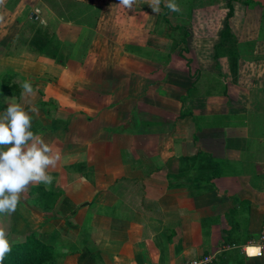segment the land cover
Masks as SVG:
<instances>
[{"label": "crops", "instance_id": "1", "mask_svg": "<svg viewBox=\"0 0 264 264\" xmlns=\"http://www.w3.org/2000/svg\"><path fill=\"white\" fill-rule=\"evenodd\" d=\"M73 1L101 8L80 47V69L37 51L35 30L28 40L20 32L13 51L0 45V72L27 82L20 93L1 94L0 212L13 207L17 216L5 238L23 242L34 231L48 239L55 231L60 264H188L204 256L210 264H264V249L258 258L242 252L264 232V0H232L213 46L202 31L201 46L183 48L189 64L171 61L175 30L185 27L165 17L171 32L159 30L152 10L161 0ZM204 3L205 16L227 4ZM194 10L180 20L191 25ZM3 14L0 34L8 29ZM226 23L231 36L222 40ZM38 184L77 208L70 224L57 215L59 201L46 213L27 202ZM21 210L29 218L17 235ZM11 241H0L1 250Z\"/></svg>", "mask_w": 264, "mask_h": 264}, {"label": "rangeland", "instance_id": "2", "mask_svg": "<svg viewBox=\"0 0 264 264\" xmlns=\"http://www.w3.org/2000/svg\"><path fill=\"white\" fill-rule=\"evenodd\" d=\"M2 3L3 0H0ZM6 1V0H5ZM29 1V6L25 7L22 5H18L17 7L12 6L11 4H8L5 2L4 5L0 6L1 9V13L4 12V16L5 18H7V22H5V24H2V28L3 27H7V31L3 32L2 34H0V45H7L6 50H10L13 51V49H16L15 44L18 40H20V36L19 33L21 32L22 35L27 34V40L33 35L34 30L40 28L41 31H45V33L48 34V31L50 30V32L52 33V38H51V42L48 44L47 47V53L46 55H44L47 59L49 58L50 61L54 60L53 62L59 64L60 60H62L64 63L66 61L67 65L71 64L73 61L79 63L82 59V57H84V54L82 53L80 47H83V43H85V40H88V34H90V30H88V26L93 25L96 17L98 16L99 12H100V7L96 4L94 5H90V6H84L87 5L86 3L83 2H79V1H73V0H49V2H46L44 0H42V4L38 3V4H34L35 1L37 0H28ZM220 4L221 0H218ZM89 2V1H88ZM207 0H205L206 4ZM73 3H75L76 5H73ZM174 3V4H173ZM202 3V2H201ZM82 5V6H78ZM148 4V3H147ZM169 5L170 6V10L168 12H165V6ZM189 5H191V0H161V5L160 8L158 10L153 9L152 12H154L155 14L158 13V21H157V25L159 26V30L161 29H167L168 32H171V29L165 24L164 20H169L171 22V25L173 26L174 24L176 25H182L183 27H185L184 29H181L182 32H180L179 30H175L176 31V40L174 42V45L172 47V51L173 53H171V61H176L180 64H189L186 63L187 62V58H186V53L187 52H183V48L187 46V48H192V47H199L202 45V40L200 38V34L202 31H207L208 32V36L210 37V35L212 36L211 38H209V44L210 47L213 46V43H215V38L214 35H216V30L217 27L220 26V24L223 22V19L225 17L226 12H228V10L224 8V10H222L220 13L221 14H217V10L212 12V13H208L209 16H205V13L200 11V1L197 3L196 5V10H194V13L191 16V25H188V22L185 21H181L180 20V16L179 13L181 15H183V7H188ZM3 6V7H2ZM84 6V7H83ZM223 6V5H221ZM89 12V17L88 15H85L84 17H81L80 21L75 20L76 17H79V14L82 10L86 9ZM194 8V9H195ZM222 8V7H220ZM11 9V11L16 12V14L14 15V17L11 19L10 14H8V12H5L4 10H8ZM73 9L77 10L73 12ZM115 10H118L119 7H114L111 8ZM139 12H142V10H144L143 8H138ZM148 9V8H146ZM145 9V10H146ZM80 10V11H78ZM156 10V11H155ZM170 11H174V12H170ZM114 12H108L107 16L109 18V21H112V17L115 14ZM166 13V14H165ZM74 15V16H73ZM142 15V17H139L140 19H150V15L149 13H146L145 11L140 14ZM162 16L161 17H159ZM164 15V16H163ZM33 16H35V18L33 19ZM167 19H166V18ZM88 18H89V23H88ZM146 20V21H147ZM108 22L104 23L106 25V27H108V33H113V28L111 26V24ZM168 21V24H170ZM31 22L33 24H31ZM190 22V20H189ZM221 22V23H219ZM102 24V26L104 25ZM219 24V25H218ZM6 25V26H5ZM31 25L32 27H30L31 29H29V26ZM165 25V26H164ZM188 25V26H187ZM188 32H187V30ZM18 32V34H17ZM11 33L12 36H9V34ZM185 33H189V35L191 36L188 39V43H183L184 37H185ZM86 37V38H85ZM200 38V39H199ZM204 38V41L208 42L207 39ZM164 41L162 40V44L164 45ZM6 43V44H4ZM176 46V47H175ZM53 48V49H52ZM56 48V49H55ZM182 48V49H181ZM181 49L180 55L178 54L179 51ZM52 51V53H51ZM73 51H75L73 53L74 58H70L69 54H71ZM77 51V52H76ZM69 53V54H68ZM53 57V54L55 56V58ZM169 56V58H170ZM68 57V58H66ZM79 57L80 59L78 60ZM77 58V59H76ZM177 58V59H176ZM41 60V59H39ZM170 60V59H169ZM49 61V60H48ZM49 61V62H50ZM82 62H80V66L79 69L81 68ZM7 70V69H6ZM3 70L4 72H0V83L3 85H7L9 80V75H8V71ZM196 70H194L195 72ZM199 72V71H198ZM194 74V73H193ZM5 75V79L3 81V77ZM35 74H33V80L36 81V77L34 76ZM56 76V73H55ZM200 74L198 73V77L199 78ZM15 79L17 80V88L21 87L20 84L21 82L24 80L21 76H17L15 77ZM16 88V89H17ZM12 90V89H11ZM24 90V89H23ZM11 94H14V92H10ZM1 94H8L6 93L4 90H2V85H0V103L3 100V97L1 96ZM6 163H10V166L13 165L12 161H6ZM48 188H52V187H48ZM20 199V198H19ZM18 202V198L15 197L12 199V203L14 204V206L16 205V203ZM6 210V208H3L0 212V241H11L14 242V237H11L9 235V237L5 238L8 234H9V229L11 227V225H14L13 223L15 222V219L17 218V216H15V214H12V211L14 210L13 207L9 208L7 210H9L8 212L4 213ZM15 211V210H14ZM4 213V214H3ZM21 219H18V225L16 226V234H22L25 232L26 228L23 222V219L25 217L29 218V216L24 212V210H21ZM34 220H37L34 217ZM40 221V220H39ZM37 223V222H36ZM36 223H34V226L36 225ZM68 228V227H67ZM40 230V227L38 228ZM59 229H62L61 226H59ZM50 234V233H49ZM56 234V232H55ZM2 239V240H1ZM47 239V238H46ZM2 249V246L0 245V250ZM57 256H58V260H57V264H60L62 258H64V254H62V252H58L57 251Z\"/></svg>", "mask_w": 264, "mask_h": 264}, {"label": "trees", "instance_id": "3", "mask_svg": "<svg viewBox=\"0 0 264 264\" xmlns=\"http://www.w3.org/2000/svg\"><path fill=\"white\" fill-rule=\"evenodd\" d=\"M199 1L201 5L202 0H191V5H189L188 7L184 6L182 9L184 12L183 15L190 17L192 10L196 7ZM249 1L250 0H248V2ZM226 2V7L228 9L226 19L228 20L232 16L233 7L231 5L232 0H226ZM245 3L247 4V2ZM169 10L170 6H165V12H168ZM84 15L85 14L83 12H80L79 17H84ZM187 19L182 20L188 22ZM165 21L168 23L167 20ZM34 33L35 34L32 38L31 45L34 46L37 51L46 54V46H48V44L51 42L52 33L49 30L47 34L45 33V31H41L40 28L36 29ZM230 36L231 35L229 32L228 23H226L225 28L221 33V39L226 40ZM50 57H52L51 54ZM52 58H55L54 54ZM8 75V84L3 85L0 83V85H2V90H4L6 93H20V91L24 89L23 87L26 86L27 82L23 80L20 84L21 87L17 88L16 85L18 83L14 82V79L15 77H17V75L10 70H8ZM4 79L5 75L3 77V81ZM199 156L207 157L206 161L208 162V164L213 165L214 168L217 167L219 169V167L217 166V161H214L211 157H208L207 155L202 153H200ZM212 176L218 177L220 176V174L217 173L216 170H214L212 172ZM57 201H59L57 215L60 218H64L66 222L70 224L69 220L72 218V216L76 214L77 208L72 204V202L68 198L62 195V192L60 190L56 191L53 187L48 188L47 184H38L30 189L27 198V202L32 207L44 213L51 211L57 204ZM59 239L60 237L55 234V231L51 232V235L48 237V239H43V237L39 236L37 232H30L25 236L23 242H13L5 250H0V264H57V251L59 250V248L63 249V244L59 242Z\"/></svg>", "mask_w": 264, "mask_h": 264}, {"label": "built area", "instance_id": "4", "mask_svg": "<svg viewBox=\"0 0 264 264\" xmlns=\"http://www.w3.org/2000/svg\"><path fill=\"white\" fill-rule=\"evenodd\" d=\"M263 249H264V232L260 233L258 243L254 246L247 245L242 248L243 254L250 258V257H261L263 254ZM252 250V251H251ZM212 257L210 256H204L200 258L199 260L191 261L188 264H210L212 261Z\"/></svg>", "mask_w": 264, "mask_h": 264}, {"label": "water", "instance_id": "5", "mask_svg": "<svg viewBox=\"0 0 264 264\" xmlns=\"http://www.w3.org/2000/svg\"><path fill=\"white\" fill-rule=\"evenodd\" d=\"M33 18H34V16H33Z\"/></svg>", "mask_w": 264, "mask_h": 264}]
</instances>
